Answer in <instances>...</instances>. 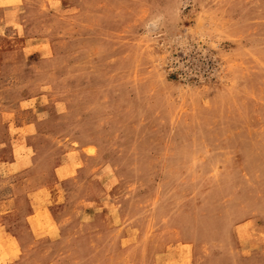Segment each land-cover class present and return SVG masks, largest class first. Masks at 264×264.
Instances as JSON below:
<instances>
[{"label":"rangeland","instance_id":"1","mask_svg":"<svg viewBox=\"0 0 264 264\" xmlns=\"http://www.w3.org/2000/svg\"><path fill=\"white\" fill-rule=\"evenodd\" d=\"M0 264H264V0H0Z\"/></svg>","mask_w":264,"mask_h":264}]
</instances>
